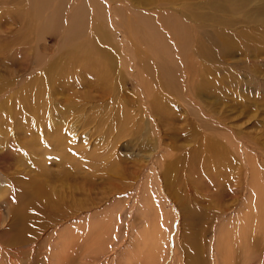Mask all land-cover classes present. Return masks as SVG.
Returning a JSON list of instances; mask_svg holds the SVG:
<instances>
[{
	"label": "rangeland",
	"instance_id": "1",
	"mask_svg": "<svg viewBox=\"0 0 264 264\" xmlns=\"http://www.w3.org/2000/svg\"><path fill=\"white\" fill-rule=\"evenodd\" d=\"M263 19L244 0H0V104L45 84L42 124L91 170L48 160L68 218L8 245L31 168L8 143L30 130L0 111V264H264Z\"/></svg>",
	"mask_w": 264,
	"mask_h": 264
},
{
	"label": "bare ground",
	"instance_id": "2",
	"mask_svg": "<svg viewBox=\"0 0 264 264\" xmlns=\"http://www.w3.org/2000/svg\"><path fill=\"white\" fill-rule=\"evenodd\" d=\"M244 1H248L249 3H252L254 11L257 14H260L262 18H264V0H244ZM256 18H258V16H256ZM87 61H89V64H91L89 65L90 68L91 67L94 68V66H97V64L94 61L90 59H87ZM56 80L57 79H50L47 83L49 85H53L56 83ZM34 85L36 86L35 91L34 89L31 90L30 88L31 86H28V88L24 92L25 94L19 98V102L23 103V110L20 107H19L20 109L19 108L17 109L15 105L10 106V105L0 104V111L2 112V115L4 114L6 118L8 116L9 117L8 119L11 121V123L14 124V126H16L15 128L23 126L30 130V136L28 138L23 137L21 133L22 131H19L17 134L14 135L13 140L9 141L8 143V146L11 145L13 149L18 151L20 154L19 157L18 156L16 157L17 163L21 165H26L27 162L28 165L31 167L28 171L26 170V173L24 171H20L19 174L22 175L25 174L24 176L26 179L22 181L17 180L18 183L22 184L18 188L20 194H18L17 203L12 204L10 208L11 211L8 207L12 215V218L9 221V223H7L3 228L4 232L10 233L9 239L7 241L8 245L23 244L22 242L31 239H39L40 241L41 237H44L43 235L45 231H47L46 229L51 223V221L53 220L55 221V218L56 219L68 218L69 214L62 210L61 205L56 199V192H55L56 189H54L56 188L55 187L56 173L53 168H49L47 166L48 160H51L52 167H58V166L63 167L64 173H67V175L72 174L71 170H74V172L77 171L82 172L84 178L88 179L87 177L89 171H91L88 168V166L86 167L84 166V164H81V166L75 165L76 162L75 160L77 159V158L75 159L76 157L75 155H77V153L81 155L82 152H83L82 155H84L85 152V156H86L87 152L84 149L85 147L83 148V146L82 148L81 147H78V149L75 148L72 140L68 139V137L72 136L69 130L65 129V131H62L61 128L62 126L60 127V125L58 124V122H56L55 119H54L55 122H51V124L48 125V127H45L43 125L45 123L43 120L49 119L50 116V111L48 109L46 111V115H44L45 110L42 109L44 97H46L45 84H43L40 81L39 82L34 81ZM28 103H30V105H28ZM53 117L54 115L52 113L50 119ZM42 121L44 122L43 124ZM47 129H50V133L49 132L45 133L46 134L44 135L45 138L42 139L40 135L41 134L43 135V132ZM16 137H18L19 139L21 138L23 140H20L21 144L18 147L16 146V148H14L15 144L18 142ZM73 151L75 152L74 154ZM225 162L222 163L225 165L228 164ZM88 164L90 163L88 162ZM78 166L80 167V169L78 168ZM2 174L3 176H6L4 175L3 172ZM1 185L2 182L0 183V186ZM191 215L193 214L190 212V216ZM157 234H156L157 242L155 240L156 245L159 243L158 240L160 239L159 235ZM41 243L43 242L41 241ZM5 248L6 247L4 246V249Z\"/></svg>",
	"mask_w": 264,
	"mask_h": 264
}]
</instances>
